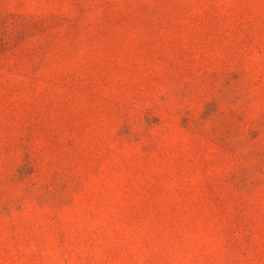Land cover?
Instances as JSON below:
<instances>
[{
    "label": "rangeland",
    "instance_id": "rangeland-1",
    "mask_svg": "<svg viewBox=\"0 0 264 264\" xmlns=\"http://www.w3.org/2000/svg\"><path fill=\"white\" fill-rule=\"evenodd\" d=\"M0 264H264V0H0Z\"/></svg>",
    "mask_w": 264,
    "mask_h": 264
}]
</instances>
